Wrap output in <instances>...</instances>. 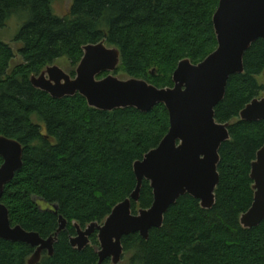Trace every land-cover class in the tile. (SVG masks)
I'll list each match as a JSON object with an SVG mask.
<instances>
[{
    "label": "trees",
    "instance_id": "obj_1",
    "mask_svg": "<svg viewBox=\"0 0 264 264\" xmlns=\"http://www.w3.org/2000/svg\"><path fill=\"white\" fill-rule=\"evenodd\" d=\"M51 1L0 0V28L10 14L28 12L14 38L22 44L23 62L11 71L13 50L0 42V135L22 146L21 168L4 186L1 203L12 226L43 239L54 234L59 216L66 220L53 254L43 251L37 264H97V232L77 250L70 245L73 224L82 229L100 224L130 196L136 185L133 163L167 133L168 112L163 104L147 113L131 107L98 110L79 94L54 99L34 88L30 76L65 59L74 77L83 47L105 40L120 53L114 75L172 87L181 60L198 64L215 50L212 16L219 0H72L63 17L52 13ZM243 66V73L229 77L214 108L215 120L229 123V139L218 151L214 205L202 209L198 200L181 196L147 240L138 234L122 238L129 264H264V220L252 228L239 222L253 200L250 165L264 144V120L242 121L239 112L264 94L257 80L264 73V40L251 44ZM151 203L152 189L143 180L131 210ZM33 252L25 243L0 239V264H27Z\"/></svg>",
    "mask_w": 264,
    "mask_h": 264
},
{
    "label": "water",
    "instance_id": "obj_2",
    "mask_svg": "<svg viewBox=\"0 0 264 264\" xmlns=\"http://www.w3.org/2000/svg\"><path fill=\"white\" fill-rule=\"evenodd\" d=\"M212 24L217 41L215 50L198 64L181 60L172 73V87L158 88L143 79H120L114 75L120 53L116 47H108L105 40L83 47L74 77L54 64L30 76L34 88L54 99L79 94L89 107L98 110L131 107L147 113L163 104L168 112L167 133L155 148L133 163L136 185L130 196L116 204L100 224L92 222L84 229L73 224L76 234L70 238V245L74 249L83 250L92 233L97 232V264L106 259L112 264L119 263L123 255L122 238L138 234L147 240L149 231L162 226L165 213L181 196L198 200L202 209H210L215 203L218 151L229 139V123L217 122L214 108L225 96L229 77L244 72L245 52L256 40H264V0H219ZM101 73L107 74L97 78ZM239 118L246 122L264 120V94L247 103ZM0 157V239L33 247L27 264H37L43 251L49 256L53 254V244L66 228V220L59 216L58 228L46 239L20 225L12 226L1 197L4 186L21 168V144L0 135ZM249 176L253 200L240 215L243 228L256 227L264 220V144L251 162ZM143 180L152 189V203L133 213L131 204L138 202Z\"/></svg>",
    "mask_w": 264,
    "mask_h": 264
},
{
    "label": "rangeland",
    "instance_id": "obj_3",
    "mask_svg": "<svg viewBox=\"0 0 264 264\" xmlns=\"http://www.w3.org/2000/svg\"><path fill=\"white\" fill-rule=\"evenodd\" d=\"M71 3L72 0H52L50 4V8L54 15L58 17H63L66 14ZM27 19H28V12L24 10H20L18 12L10 14L5 26L0 28V42H4L8 44L12 48L14 53V58L11 60L9 64V71H11L14 67H16L17 65L23 62L21 56L18 54V50L19 48L22 47V44L19 42H15L14 38L19 28ZM53 64L59 66L66 73H69L68 64L65 59L55 61ZM118 77L120 79L126 78L121 74L118 75ZM257 80L259 84L264 86V73L257 76ZM110 264L112 263L110 262ZM117 264H129V254L122 255L121 261Z\"/></svg>",
    "mask_w": 264,
    "mask_h": 264
}]
</instances>
